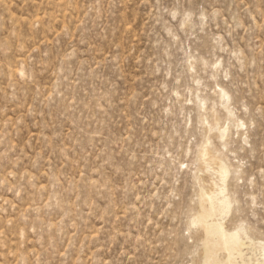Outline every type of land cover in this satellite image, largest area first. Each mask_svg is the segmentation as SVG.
Segmentation results:
<instances>
[{
  "label": "rangeland",
  "instance_id": "374dc122",
  "mask_svg": "<svg viewBox=\"0 0 264 264\" xmlns=\"http://www.w3.org/2000/svg\"><path fill=\"white\" fill-rule=\"evenodd\" d=\"M0 264H264V0H0Z\"/></svg>",
  "mask_w": 264,
  "mask_h": 264
}]
</instances>
